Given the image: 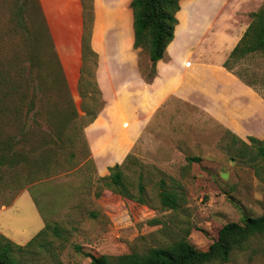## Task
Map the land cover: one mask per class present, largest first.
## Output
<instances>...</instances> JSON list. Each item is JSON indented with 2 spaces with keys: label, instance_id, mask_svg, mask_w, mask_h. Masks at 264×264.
<instances>
[{
  "label": "rangeland",
  "instance_id": "rangeland-1",
  "mask_svg": "<svg viewBox=\"0 0 264 264\" xmlns=\"http://www.w3.org/2000/svg\"><path fill=\"white\" fill-rule=\"evenodd\" d=\"M262 4L263 0H182L168 51L193 53L191 59L199 56L217 63L237 44L251 21L250 15ZM39 24L34 0H0V76L13 77L15 58L24 60L27 47L37 41L35 29ZM107 31L110 37L111 31ZM35 51L36 57L42 56V48ZM137 51L141 58L146 57L145 50ZM230 65L264 99V55H248L230 61ZM49 66L51 70L43 74L47 78L43 95L40 89L29 88L23 103L24 110L26 105L37 111V116L31 112L27 120L26 129L33 132L28 144L36 148L34 157L47 161L43 168L46 173L22 190H17L22 180L9 187L4 181L7 177L0 178V234L24 247L47 222L57 225L59 236L47 233L41 246L35 243L18 254L22 261L88 264L86 254H143L180 240L204 252L225 224L241 223L246 217L264 213V158L258 155L256 146L247 139L241 143L202 111L185 108L176 100L159 110L133 145L127 148L130 142L124 144L129 154L122 173L129 197L117 194L108 179L99 178L88 162L82 130L89 117L81 108L87 109L96 101L92 78H87L86 95L81 98L78 85L73 90L67 83V87L54 85L55 64ZM88 66L92 69L91 62ZM37 67L36 63L31 67L34 84L39 80L36 74H42ZM144 72L147 78V70ZM68 99H72L77 117L64 115L71 111ZM6 102L0 89V132L18 139L17 125L3 111L10 103ZM56 120L65 125L59 139L38 149L48 124ZM190 157L200 161L189 162ZM140 184L143 204L135 201L140 197ZM161 186L181 197L177 210L158 202ZM230 255L225 263L210 264H264V235L251 238Z\"/></svg>",
  "mask_w": 264,
  "mask_h": 264
},
{
  "label": "crops",
  "instance_id": "crops-1",
  "mask_svg": "<svg viewBox=\"0 0 264 264\" xmlns=\"http://www.w3.org/2000/svg\"><path fill=\"white\" fill-rule=\"evenodd\" d=\"M130 2L93 0L90 41L98 55L95 77L105 105L83 129V134L96 175L103 178L108 175V168L124 162L129 154L127 148L139 139L170 100L202 111L239 139L263 140L264 99L251 85L222 67L233 47L217 63L199 56L191 59L193 53L176 54L167 48L166 58L155 65L153 78L144 79V71L151 64L147 56L141 58L140 52L133 48ZM38 3L68 86L73 90L81 67V2L38 0ZM107 30L111 31L110 37ZM125 119L126 127H123ZM127 142L130 145L125 150Z\"/></svg>",
  "mask_w": 264,
  "mask_h": 264
},
{
  "label": "trees",
  "instance_id": "trees-1",
  "mask_svg": "<svg viewBox=\"0 0 264 264\" xmlns=\"http://www.w3.org/2000/svg\"><path fill=\"white\" fill-rule=\"evenodd\" d=\"M87 1L89 3L88 5L86 4V0H80L83 27L80 40L81 67L79 70L77 91L80 97L83 98V96L86 95L85 90H87V88L84 87L88 85L86 83L88 80L87 78H92L91 80H93L92 84L94 85L97 98L95 103L89 108H81L83 115L89 117L86 126L96 119L105 105L94 75L97 68L98 57L91 49L89 41L91 39L94 17L93 0ZM180 1L182 0H131L129 4L132 15L133 48L135 50H145L147 53L146 56L151 64L150 67L147 68V78L144 75L146 81H150L153 78L156 63L166 58V49L174 39V31L177 25L176 14L179 11ZM34 6L37 9V16L40 19V24L36 28L37 30L35 29L37 41H34L27 47L26 52L23 54V61L15 58L17 59L14 62L16 68H14L13 77L11 79L4 75L0 76V89L3 103L5 101H10V103L6 102V109H3V111H6L7 114L11 116V119H13L19 129L18 132L20 135L17 139L15 135L8 134L7 132L4 133L3 131L2 133L0 132V178L6 176L7 179H4V181L8 182L9 187H13V184L22 180L17 190L28 188L31 184L37 182L42 175L46 173L43 168L47 165V161L42 158L40 159V157L39 159H37L36 156L34 157L33 152L34 150L36 151V148L28 144L29 136L33 132L26 129L27 120L31 112H33V115L37 116V111L34 110V106L25 105L24 107H26V109H23V103L28 99V92H30L29 88L40 89V93L43 95L42 88H45L47 79L43 74L51 70V68H48L50 67V63L55 64L52 70V83L56 86L62 83L66 87L68 84L38 0H34ZM250 17L251 21L248 27L231 50L228 60L222 64V67L226 71L233 73L240 79L241 77L239 74L233 71L230 61L233 63L248 55H264V0L259 10L252 13ZM41 48L42 51L39 52H41L40 54L42 56L36 57L35 50H41ZM90 62L92 63V69L88 66ZM34 63L38 64L37 69L42 73L36 74V77L39 76L37 84H34L32 80L31 67ZM246 84L249 85L248 83ZM68 100L71 111L69 113L65 112L64 115L77 117L78 114L74 108L72 99ZM64 127L63 121L56 120L54 123H49L47 127L48 131L46 135L43 133L41 138L42 145H39L38 149H41L44 145H50L52 139L58 140ZM224 132L245 144L243 140L232 133L228 131ZM247 141L251 146H256L258 155L264 158V139L257 140L248 137ZM85 143L87 144L86 140ZM127 159L128 155L121 165L115 164L108 168V175L101 178L108 179L109 185L114 186L117 189V194L124 197H129L122 173V166L126 164ZM187 160L189 162L200 161L197 157H190L187 158ZM88 162L95 170L93 160L90 158V153ZM18 170L22 171L21 175L16 174ZM138 192L140 197L135 201L138 204H143L141 197V194H143V186L141 184L138 186ZM158 199L162 207L169 210H177L181 197L175 191L167 190L161 186ZM49 232L55 237L59 236V230L56 224L44 222L43 228L28 241L24 247L14 244L0 234V264H27L22 261L18 254L25 253V251L33 247L35 243H37V246H41L40 242L44 241L43 238H45L46 234ZM261 235H264V213L258 217H246L242 219L241 223L225 224L219 229L215 241H213L204 252L195 249L187 241L180 240L167 247L149 249L143 254L128 253L116 257L86 254V257L89 258L88 264L225 263L229 260L231 257L230 254L233 253L234 250L241 249L251 238Z\"/></svg>",
  "mask_w": 264,
  "mask_h": 264
}]
</instances>
